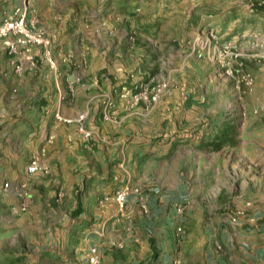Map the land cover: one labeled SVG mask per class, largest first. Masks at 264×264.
Wrapping results in <instances>:
<instances>
[{"label": "rangeland", "instance_id": "rangeland-1", "mask_svg": "<svg viewBox=\"0 0 264 264\" xmlns=\"http://www.w3.org/2000/svg\"><path fill=\"white\" fill-rule=\"evenodd\" d=\"M21 21L25 33L0 37V264H90L93 249L98 264L209 263L184 244L183 226L158 237L129 221L107 229L121 219L78 218L81 199L120 193L142 201L147 214L148 201L175 194L194 230L216 228L222 260L264 264V0H0V27ZM63 82L102 88L95 104L104 122L120 125L122 105L127 118L114 140L86 123L88 91L78 106L64 105ZM58 122L75 126L70 133L80 139L65 150L170 149L160 161L173 160L170 173L187 182L116 188L88 180L71 158L57 165V148H44L57 144ZM132 132L140 136L127 139ZM34 160L41 171L31 175ZM20 195L28 208L17 214Z\"/></svg>", "mask_w": 264, "mask_h": 264}, {"label": "crops", "instance_id": "crops-1", "mask_svg": "<svg viewBox=\"0 0 264 264\" xmlns=\"http://www.w3.org/2000/svg\"><path fill=\"white\" fill-rule=\"evenodd\" d=\"M51 74H49L48 78L51 76ZM74 75L75 74H73V77ZM43 76L44 75L42 74L41 77ZM67 77L69 78L67 79L70 80L71 76L67 75ZM43 78L45 80V77ZM39 83L41 84L42 81ZM48 85L50 84H45L43 86L47 87ZM81 89H83L81 85H76L73 87L71 84H65L63 82L62 91H64L65 96H67V99L65 98L64 105L78 106L81 101ZM41 90H44V88ZM102 90V88L96 87L95 84L88 86V89H83V92L88 91V93L86 92V95L84 96L86 99L84 103H88L90 105L88 111V120L86 123L89 125L90 129L95 131L94 133H100V135L105 137L107 140L112 141V139H115L114 137L117 134L116 132H119L117 129L121 127V124L126 122L124 120L127 118V116L123 115L124 110L122 109V105H120L118 107V118L120 119V125L111 122H104L101 119V107L100 105L95 104V97L97 96L98 92H103ZM108 91H110V89H108ZM70 92L73 94L71 95ZM65 114L68 115L66 112ZM42 122V129H46V125H48L49 122L48 119L43 120ZM61 125L62 127H60ZM58 128L60 129H58V131L56 130L57 133L55 134L57 137V144L53 143L48 145L46 142L44 148L46 147L49 153L57 148V151L55 152L57 165L59 163L62 165L65 163L68 164L67 158H71L73 163L78 164V171L81 173H84L85 171L89 172L87 173L88 180H99L98 182H103V185H115L116 188H123L124 186H127L128 183L133 182L134 185L144 186L145 184L146 186L156 188L167 186L168 189L169 187L176 189L179 185L182 186V182L185 181V178L178 176V173L175 172V170H173L172 174L170 173L172 170L170 166L174 165L173 160L161 162V159H159L161 156L166 157L171 154L170 149H152L148 151L147 149H142L139 147H118L116 144H113V147H99L96 149L89 146L81 148L79 146H71L68 150H65L66 145L71 144V142L76 143L77 140L80 141V139L77 137L75 138L73 133H70V131L73 132V130L75 133V126L58 122ZM47 134L48 133L46 132L45 135H41L40 139L37 141V147H35L36 153L42 149V147H39V144L46 141L48 137H46ZM127 134V139H131L132 136L135 138L140 136L138 132ZM149 152L155 153V155H152L153 158H150V160L148 156L151 153ZM30 153H32V150ZM130 165L133 167L135 166V168L131 170L129 168ZM155 165H169V167L167 170L166 167H163L164 170H161L159 167L160 169L157 172V168L154 167ZM110 167V170H106ZM137 167H146V169L144 168L143 170L139 171L136 169ZM178 177L180 178L178 179ZM182 187L184 188V186ZM178 203L179 199L176 198L175 194H173V196H166L160 199H152V201H148L147 203L149 207V213L147 214L143 211V202L138 200V198H127L125 208H121L119 203L116 201V197L105 199L90 195L89 198L86 197L81 199L79 202V208L82 210L79 209L78 218L95 221H111L114 219H118L117 221H120L119 219H121L123 222H120L119 224L114 222L108 226L107 229L114 230L115 228H121L122 226L125 228L127 225H129V221L130 225L127 228L131 229L133 228L132 225H136L134 227L135 229L140 231L142 230V232L154 233L158 237L166 235L167 233L171 236L173 234L172 232L175 234L177 227L183 226L188 231L186 234L187 242L184 244H192V246L194 245L195 247H198L200 251L204 253V255L206 253L205 256L209 262L208 264H217V261L221 264H233L231 255L228 260H222L219 255L214 253V251L216 252L214 248L217 246L216 228H204L203 225L201 228L194 230L192 228V221L178 214ZM227 242V246L231 254L234 249L231 237Z\"/></svg>", "mask_w": 264, "mask_h": 264}, {"label": "built area", "instance_id": "built-area-1", "mask_svg": "<svg viewBox=\"0 0 264 264\" xmlns=\"http://www.w3.org/2000/svg\"><path fill=\"white\" fill-rule=\"evenodd\" d=\"M22 25H23V22H17V23H11V22H7L5 23L4 25H2L0 27V37H6L9 33H17L18 31H22V33H25L23 32V30L21 29L22 28ZM161 90H163V88L161 87ZM161 90L158 91V93L161 92ZM143 97L144 96H136L134 99L139 101V100H143ZM147 97H145L146 99ZM154 101L157 100V95L156 97H154L153 99ZM84 121V118L83 117H80L78 119H76L75 121H65L67 122L68 124H73V123H81ZM82 131V134L85 136L86 139H91L92 138V134L84 129H81ZM54 141V138H51L50 139V143H53ZM41 171V166H40V163L38 160H34L32 161V163L30 164V166L28 167V173L31 174V175H35V174H38L39 172ZM6 188L9 187V184L6 183L5 184ZM20 197L22 198L21 200V203L19 205H17L14 209L15 213H23V212H26L27 211V208H28V203H27V200L26 198L23 196V195H20ZM117 202L119 203L120 207L121 208H125L126 206V194L125 193H120L117 195ZM91 258L89 260V263L90 264H98V255H97V250L96 249H93L91 251Z\"/></svg>", "mask_w": 264, "mask_h": 264}]
</instances>
